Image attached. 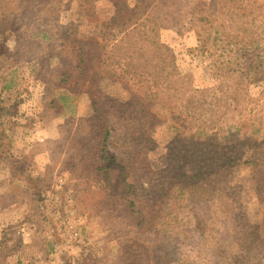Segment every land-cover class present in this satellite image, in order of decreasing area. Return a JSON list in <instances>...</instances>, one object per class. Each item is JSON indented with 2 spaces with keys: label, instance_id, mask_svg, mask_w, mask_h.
Listing matches in <instances>:
<instances>
[{
  "label": "trees",
  "instance_id": "1",
  "mask_svg": "<svg viewBox=\"0 0 264 264\" xmlns=\"http://www.w3.org/2000/svg\"><path fill=\"white\" fill-rule=\"evenodd\" d=\"M25 1L20 0V3ZM109 1L115 8L109 25L116 27L118 37L115 39L111 35L112 40L105 42L104 39L64 36L63 44L65 48L69 47L67 54L71 64L69 70L58 73L64 65L60 56L56 75L60 80L59 90L66 92V95H60L47 104L50 110L63 116H74L76 111L69 101H74L83 93L94 99V122H72L70 133L65 136V143L61 146L63 152L66 150L63 164L74 177L75 186L80 189L73 192V210L77 212L82 209V216L100 219L111 234L115 230L120 235L124 225L138 231L136 236L116 243L118 254L112 258L115 264H152V255L142 246V241L148 238L146 234L153 235L159 244L158 264L185 260L178 251L196 236L198 248L209 250L213 255L210 260L191 264H262L259 252L264 247V224L246 235L240 229V221L233 218L237 230H234L230 244H238L239 248L237 251L231 248L230 251V247L213 235L211 222L215 218L213 216L220 213L229 215L241 207L238 188L231 189V192L225 188L229 187L234 172L240 167L254 169L257 177L255 192L264 199L263 117L251 113L245 118L239 117V121L230 122L228 114L224 112L212 117L215 122L211 127L217 132L214 134H205V126L202 125L195 130L193 120L191 124L188 119L171 120L165 132L169 140L165 148L167 165L146 181L139 158L160 150V142L153 137L151 130V110L156 105L154 95L135 93L124 79L127 70H122L119 77L117 74L112 77L121 91L109 94L110 90L103 85L104 76L100 66H96L95 62L109 47L116 51L125 44L138 47L149 43L156 49L160 41L158 32L141 33L137 29L144 18L153 21L160 30L169 29L177 34L185 30L184 23L190 19L198 29V51L207 46L213 51L211 57L221 54L228 59L225 64L227 74L220 63L215 64L219 65V78L224 76L233 92L234 89L244 90L250 84H262L264 87V0L220 3L213 0ZM86 4L85 11L80 13L89 19L88 24L95 25L98 19L94 13V2L87 0ZM218 5L221 7L217 8ZM114 39L116 42L113 44ZM151 54L153 61L155 54L152 49ZM175 70L155 64L154 68L148 70L147 77L156 85L155 88L164 87L172 81ZM160 74L165 76L162 85L159 84ZM10 85L7 82L0 87V123L5 128L15 127L7 119L22 100L21 94L13 92ZM223 85L222 82V97L218 98L222 100L225 98ZM123 93H128L130 98H124ZM227 100L231 101V97H227ZM190 105L195 109L192 103H188ZM193 117L195 120L196 116ZM117 132L124 133L121 145L115 135ZM3 134L0 137L14 141L18 139L17 134H7L6 131ZM117 146L121 148L120 155L111 152ZM16 154L12 150H4L0 161L9 166L15 176L16 187L22 189L24 186L21 182L27 183L33 176L32 168L27 165L31 155ZM26 188L31 194L40 190L36 181H30ZM36 202L43 205L41 193ZM192 246L194 244L189 245L192 252L199 251ZM90 257L91 254L84 255V259H71L69 263L89 264ZM106 260H110L109 257Z\"/></svg>",
  "mask_w": 264,
  "mask_h": 264
},
{
  "label": "rangeland",
  "instance_id": "2",
  "mask_svg": "<svg viewBox=\"0 0 264 264\" xmlns=\"http://www.w3.org/2000/svg\"><path fill=\"white\" fill-rule=\"evenodd\" d=\"M213 1L220 3L229 0ZM93 2L98 19L95 25L88 24L89 19L80 13L85 11L87 0H26L23 3L20 0H0V87L12 82L10 86L13 92H19L22 99L7 119L15 127L5 128L0 123L2 136L4 131L7 134H17V130L19 132L17 141L0 137V157L4 150L14 151L16 156L31 155L27 165L33 170L31 179L27 183L21 182L24 187L18 189L13 172L0 161V264H70L69 260L84 259V255L88 254H91L89 264H95V261L96 264H115L112 258L118 254L116 243L138 234L135 228L127 225L122 226L120 235L115 230L111 234L100 219L82 216V209L77 212L73 210L72 195L76 189H80L75 186L77 183L74 177L63 164L66 150L63 152L61 146L65 143V136L70 133L72 122H94L93 97L83 93L74 101H69V105L76 111L74 116H63L47 106L60 95H66V92L59 90L60 80L56 75L60 56L63 57L64 65L58 73L69 70L71 64L67 54L69 47L65 48L63 44L64 36L104 39L105 42L107 39L112 40L111 35L115 39L118 37L116 27L109 25L115 15L113 5L109 0ZM184 25L185 30L177 34L169 29L160 30L153 21L144 18L138 23L137 29L141 33L158 32L160 41L156 49L149 46V43L138 47L125 44L116 51L109 47L95 62L96 66H100L104 76L103 85L110 90L109 94L121 91L112 77L116 74L119 77L122 70H127L124 79L135 93L154 95L156 105L151 110V130L153 137L160 142V150L139 158L142 176L146 181L167 165L165 148L169 140L165 132L171 120L188 119L190 124L193 120L195 130L201 125L205 126V134L217 133L211 127L212 122H215L212 117L224 112L228 114L230 122L239 121V117L245 118L251 113L263 117L264 122L262 84H250L244 90L234 89L233 92L225 77L219 78V65L215 64L220 63L227 74L225 64L228 59L221 54L211 57L213 51L207 46L199 52L198 29L190 19ZM151 49L155 54L153 61ZM128 63L130 67L125 66ZM155 64L176 69L168 89V85L155 88L156 85L148 79V70L154 68ZM164 78V74H160L159 84H163ZM222 82L224 100L218 99L222 97ZM10 96L13 98V94ZM128 96L130 98L128 93H123L124 98ZM233 96L236 99L233 100ZM227 97H231V101ZM188 103H192L195 109L188 106ZM115 135L121 145L124 133L117 132ZM111 152L120 155L121 148L117 146ZM256 179L254 169L238 168L229 187L225 188L229 191L238 188L241 207L229 215L220 213L213 216V235L230 247V251L231 248H236V251L239 248L238 244H230L233 232L237 230L233 218L240 221V229L246 235L264 224V199L255 192ZM30 181L39 183L40 190L33 195L26 188ZM39 193L43 205L36 202ZM119 236L120 240L115 241ZM146 237L142 246L152 255V264H158L159 244L153 235L146 234ZM197 238H192L180 247L178 254L185 260L171 264L210 260L212 252L199 249ZM190 244H194L192 247L199 251L192 252ZM259 253L264 264V247ZM108 257L110 260H106Z\"/></svg>",
  "mask_w": 264,
  "mask_h": 264
}]
</instances>
